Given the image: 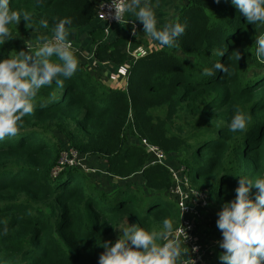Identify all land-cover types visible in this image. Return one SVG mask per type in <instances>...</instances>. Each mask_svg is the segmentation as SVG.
I'll use <instances>...</instances> for the list:
<instances>
[{
    "label": "trees",
    "instance_id": "trees-1",
    "mask_svg": "<svg viewBox=\"0 0 264 264\" xmlns=\"http://www.w3.org/2000/svg\"><path fill=\"white\" fill-rule=\"evenodd\" d=\"M102 1L108 0H10V8L31 14L34 27H25L23 18L10 26L14 38L0 45V59L29 51L27 42L38 47L39 34L50 37L60 19L71 18L69 39L79 46L85 40L79 30H89L86 43L89 49L96 44L93 60L100 68L108 67L111 75L128 66L113 75L125 82L109 85L102 80L108 76L90 71L74 53L79 64L73 76L61 78L63 86H42L17 134L0 141V232L7 228L0 234V264H98L104 249L96 241L114 242L113 225L125 217L149 231L169 218L175 229L180 210L168 166L181 165L189 188L207 192L210 203L196 231L212 240L213 211L235 198L239 175L264 178V62L254 54L264 24L247 22L231 0H181L173 21L186 28L177 46L150 49L132 60L126 51L129 30L102 41L96 17ZM41 19L48 29L40 28ZM141 32L139 26L134 37ZM134 37L131 48H149L147 39ZM211 49L225 52L218 58ZM218 59L226 73L200 74ZM50 60L57 62L55 56ZM237 110L247 117V127L231 132ZM140 139L170 160L152 163L155 156ZM71 147L80 157L88 155L89 166L93 159L102 161L106 175L77 164L52 176L60 152ZM257 192L253 187L250 198ZM202 219L210 230L214 226L213 236L199 231ZM217 246L203 264H223Z\"/></svg>",
    "mask_w": 264,
    "mask_h": 264
},
{
    "label": "clouds",
    "instance_id": "clouds-1",
    "mask_svg": "<svg viewBox=\"0 0 264 264\" xmlns=\"http://www.w3.org/2000/svg\"><path fill=\"white\" fill-rule=\"evenodd\" d=\"M231 3L247 22L253 25L264 24V0H231ZM111 4L114 6V18L119 23H124L118 25L128 26L130 32L131 26L125 23L129 17H134L139 20L136 22L138 25L136 33L139 30V23H142L143 32L162 47H176L178 37L185 32L186 25L178 20L166 22L158 27L154 5L150 4L149 0H111ZM21 18L25 21V27L31 29L34 27L30 13L10 8V0H0V45L14 38L10 26L16 27ZM71 24V18L60 19L52 27L50 37L46 34L37 36L38 47L33 48L25 42L29 51H11L8 56L0 59V141L17 134L23 124L22 118L34 111L36 106L34 98L42 86H50L53 82L57 86H63L61 78H71L77 71L79 61L74 55L69 39V27H66ZM39 26L48 29V21L41 19ZM104 26L101 28L104 29ZM136 33L133 25L134 36ZM106 36H109V33L105 35L103 30V39ZM132 37L129 35L126 44L127 53L137 47L131 48ZM255 45L254 54L257 60L264 62V34L255 37ZM95 46L96 44L91 49L83 51L93 50L94 56ZM138 46L147 51L144 56L149 53L150 47ZM224 52L225 49H211V55L218 58ZM53 56L57 58V62L50 60ZM129 56L132 60L137 59L130 54ZM92 61L95 62L93 57ZM127 66L119 69L125 70ZM217 70L225 73L228 71L220 59L212 62L210 66L202 67L200 74L212 77ZM39 106L44 107L45 102L41 101ZM246 127L247 117L238 110L235 111L228 125L229 131H243ZM143 140L145 139L141 141ZM56 164L57 161L50 169L52 176L61 171L54 172ZM239 177L235 198L224 202L217 213L216 226L222 236L218 245L223 249L219 259L223 264H264V178L251 180L241 175ZM253 187L258 189L254 199L249 195ZM206 200L207 205L202 212L209 206L208 194ZM113 226L119 229L118 239L114 242L100 239L96 241L104 249L98 257V264H182L180 257L188 251L181 248L183 241L172 238L174 226L169 218L162 220L159 230L149 231L135 223L129 224L126 217L122 224ZM6 232L5 227L0 234ZM196 232L200 242L210 244V248L214 246L211 240L207 239L208 235L201 236L198 231Z\"/></svg>",
    "mask_w": 264,
    "mask_h": 264
},
{
    "label": "built area",
    "instance_id": "built-area-1",
    "mask_svg": "<svg viewBox=\"0 0 264 264\" xmlns=\"http://www.w3.org/2000/svg\"><path fill=\"white\" fill-rule=\"evenodd\" d=\"M96 17L98 20L104 22L105 26L103 30L105 35L109 33V29L114 24H124L123 22L119 23L114 18V6L111 4V0L103 1L97 5ZM125 24H129L131 26L129 32L131 38L134 36L133 25L135 26V33L138 29V25L132 20H128V22ZM72 48L75 51L73 44ZM84 52L90 53L89 56H85V58L90 59L93 57V50L90 52ZM128 53L134 59H136L138 57L144 56L147 51L142 46H137L132 50H129ZM143 142L148 147L147 149L155 156V159L152 161V163H164V152L157 146L148 144L145 140H143ZM81 161L85 162L86 158L80 157L74 148L62 150V153H60V156L57 160V164L54 167V172H58L64 169L66 166L71 167L73 165L80 164ZM169 170L175 179V185L173 186L172 190L176 188L175 193L178 195V206L180 210V223L174 229L172 238L183 241L181 248L188 250L180 257V261L182 264H203L207 251L210 248V244L206 245L202 241L200 242L199 236L196 232V225L202 217V210L207 205V193L204 189L200 191L189 188L187 177L181 172L183 170L182 166L178 168L173 167V169Z\"/></svg>",
    "mask_w": 264,
    "mask_h": 264
},
{
    "label": "rangeland",
    "instance_id": "rangeland-1",
    "mask_svg": "<svg viewBox=\"0 0 264 264\" xmlns=\"http://www.w3.org/2000/svg\"><path fill=\"white\" fill-rule=\"evenodd\" d=\"M149 1H152L151 3H152V5H154V11H156V9H157V3L158 2H163V3H160V5H161V8L160 9H162V13L160 14L161 16H166V22H173V20L175 19V17L177 16V13H178V10H176L177 9V6L179 7V4H181L183 1H181V0H149ZM139 26H141V27H143L142 26V24L141 23H139ZM89 29H90V25H89ZM79 33H80V35L81 36H83V38H86V37H88L89 36V30H87V29H81V30H79ZM31 34H27V35H25L26 36V38L27 37H29ZM20 38H21V36H20ZM25 38V37H24ZM25 40H27V39H25ZM28 41V40H27ZM28 43V42H27ZM73 44V43H72ZM158 45H154V43H152V44H150L149 45V47H150V49H154V48H157V47H160L161 45H159V43H157ZM27 46V45H26ZM73 46H74V49H75V52L74 53H76L77 55H78V58H83L86 62H87V64H88V66H89V70L90 71H93V72H95V74H96V71L97 72H99V73H101L103 76H108L107 77V79H103L102 78V80L106 83V84H114V85H118V83L120 84V83H124L125 81L123 80L122 81V79H121V81H119L117 78H115L114 79V77H113V74L111 73V75H110V73H109V69H108V67H101L100 68V65L99 64H97L96 62H93L92 61V57L89 59V58H85V56H89V54L90 53H85L84 51H83V48H82V50H81V48H79L78 47V43L75 45V44H73ZM86 65V64H85ZM122 70V69H121ZM123 72L125 71V70H122ZM96 76V75H95ZM117 82V83H116ZM131 118V117H130ZM142 139H140V142L146 147V148H148L146 145H145V143L143 142V141H141ZM60 144L61 145H63L62 144V142L60 141ZM164 152V151H163ZM62 153V152H61ZM165 154V161H169L170 159H169V157H168V155H166L167 153H164ZM82 157H84V158H86V159H88L89 157H88V155H82ZM96 158V157H95ZM91 163H93V165H91V166H93V167H91V166H89L87 163L88 162H84V161H81L80 162V165H81V168L85 171V172H95L96 174H98V175H100V177L102 178V176H105L106 175V173L103 171V170H101V169H103V167L100 165V163L102 162H99V160H98V158H96V159H93L92 161H90ZM66 167H69V166H66ZM169 167V169H173V167L172 166H168ZM179 167V165H177V167L176 168H178ZM135 175H133V176H130V178H132V177H134ZM113 178V182L114 183H117V181H116V179H115V177H112ZM134 178H137V176H135ZM105 179H107V177L105 178ZM109 180H110V178H109ZM123 181L125 180V179H122ZM175 190H176V188H174L172 191H170L173 195H175V196H178L176 193H175ZM170 192H169V195H170ZM212 207V206H211ZM213 208V207H212ZM214 209V208H213ZM213 213H215L214 214V217L215 218H217V213H218V210H214L213 211ZM205 219V218H204ZM204 219H202L201 220V223H199V224H201V226L199 225V231L200 230H204V231H206V230H209V231H211L212 233H211V235L213 236V229H214V226H213V228H211V230H210V227L209 226H207V225H205L204 223H205V220ZM212 219V218H211ZM204 220V221H203ZM216 220V219H215ZM216 222V221H215ZM214 225H215V223H214ZM216 230V233H214V237H213V239L210 241L214 246H215V248H218V246H217V242H219L221 239H222V236H221V232H220V230L218 229V228H216L215 229ZM119 229H115V233H114V238H115V240L116 239H118L119 238ZM202 236V235H201ZM204 238V237H203ZM207 239L208 240H210V238L209 237H207ZM158 243H162V241H158ZM181 245H182V243H181ZM223 249H220V251H222Z\"/></svg>",
    "mask_w": 264,
    "mask_h": 264
},
{
    "label": "crops",
    "instance_id": "crops-1",
    "mask_svg": "<svg viewBox=\"0 0 264 264\" xmlns=\"http://www.w3.org/2000/svg\"><path fill=\"white\" fill-rule=\"evenodd\" d=\"M159 1V0H158ZM161 1V0H160ZM152 2V1H151ZM151 2H149L150 4H152ZM160 3H163V2H158L157 4V9H156V11H155V14H156V19H157V24H158V27L159 26H161V25H163L164 23H166V16H161L160 14L163 12L162 11V9H160L161 8V5H160ZM101 26L103 27L104 26V24L103 23H101ZM129 30V27L128 26H126V25H113L110 29H109V36H106V37H104V39L103 40H107V39H111L112 38V35H118V34H120V32L122 33L123 32V30ZM111 35V36H110ZM138 38H143V39H147L148 40V42H149V45L150 44H152V43H154V45L156 44V45H158L157 43L158 42H155V41H153L152 39H151V37H149L146 33H144V32H141V34L140 35H137L136 36V38L135 39H138ZM88 41H90V37L88 36V37H86L85 38V40H84V43L82 42L78 47H80L81 49L83 48V49H89L92 45L90 44V43H86V42H88ZM86 43V44H85ZM119 68H121V67H119ZM119 73V71L117 70V71H115V72H112V74L113 75H115L116 76V74H118Z\"/></svg>",
    "mask_w": 264,
    "mask_h": 264
}]
</instances>
